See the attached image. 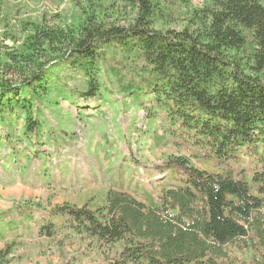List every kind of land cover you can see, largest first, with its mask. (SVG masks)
<instances>
[{
    "label": "trees",
    "instance_id": "obj_1",
    "mask_svg": "<svg viewBox=\"0 0 264 264\" xmlns=\"http://www.w3.org/2000/svg\"><path fill=\"white\" fill-rule=\"evenodd\" d=\"M14 24L21 36L0 60V118H23L32 149L55 70L86 81L84 92L59 88L65 99L95 100L102 65L116 55L115 74L131 62L142 75L125 86L132 100L153 103L195 156L232 170L208 173L168 156L161 170L168 177L153 187L118 180L100 207L35 206L9 218V230L31 221L51 240L62 221L102 246L121 244L111 264H264V0H85L69 22ZM51 133L45 140L53 147ZM15 246L0 250V264L11 262ZM242 251L255 258H238Z\"/></svg>",
    "mask_w": 264,
    "mask_h": 264
},
{
    "label": "rangeland",
    "instance_id": "obj_2",
    "mask_svg": "<svg viewBox=\"0 0 264 264\" xmlns=\"http://www.w3.org/2000/svg\"><path fill=\"white\" fill-rule=\"evenodd\" d=\"M84 2L0 0V60L5 48L15 50V40L21 36L16 21L45 17L56 25L69 22L75 5ZM191 2L202 5V0ZM106 58L98 77L99 98L95 100L65 99L59 88L84 92L86 81L78 71L55 70L58 79H52L50 93L41 102L46 123L39 129L36 149L26 143L23 118H0V250L7 244H16L8 264H111L122 248L121 244H97L64 228L62 221L51 240L41 237L39 225L31 221L9 230L5 222L19 217L24 209L40 206L49 211L63 203L78 207L88 204L95 209L102 206L107 191L118 180L124 188L135 183L153 187L158 180L167 178L161 170L168 156L186 157L208 173L232 170L195 156L179 135L170 133L171 127L153 103L135 102L125 93L129 82L140 81L138 67L128 61L117 75L111 64L119 68L115 64L119 57ZM49 131L58 136L53 147L45 140ZM62 138L69 144H63ZM244 166V162L239 163L232 173L242 172ZM243 175L251 193L259 197L249 172ZM235 254L245 261L255 258L252 251Z\"/></svg>",
    "mask_w": 264,
    "mask_h": 264
}]
</instances>
